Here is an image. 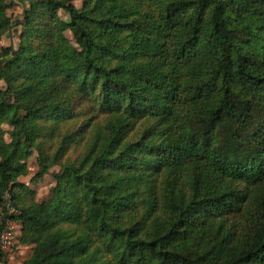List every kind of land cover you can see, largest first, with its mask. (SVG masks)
<instances>
[{
	"label": "trees",
	"instance_id": "1",
	"mask_svg": "<svg viewBox=\"0 0 264 264\" xmlns=\"http://www.w3.org/2000/svg\"><path fill=\"white\" fill-rule=\"evenodd\" d=\"M73 1L0 0L18 264H264V0Z\"/></svg>",
	"mask_w": 264,
	"mask_h": 264
},
{
	"label": "rangeland",
	"instance_id": "2",
	"mask_svg": "<svg viewBox=\"0 0 264 264\" xmlns=\"http://www.w3.org/2000/svg\"><path fill=\"white\" fill-rule=\"evenodd\" d=\"M7 3H10V6L7 10V14L10 17L13 23L20 21L22 9L27 5L26 0H7ZM73 3L80 7L82 0H74ZM59 14L62 19L66 20L67 16L63 11H59ZM19 31L20 27L12 25L11 28L1 37L0 39V49L2 47H12L16 48L19 43ZM66 36L72 40L71 33L66 31ZM3 86V83L0 81V88ZM5 129H8L7 126H4ZM77 151H74L71 156H75ZM29 173L25 177H20L19 180L28 184L30 188H33L35 191V198L37 201L47 200L51 194V188L54 185L53 173L59 170L58 166H54L48 170V172L41 178H34V174L37 171V166L35 162V154H33L29 161ZM31 254L30 246H19L16 245L12 253H8L5 258L0 259V264H18L29 257ZM2 261V262H1Z\"/></svg>",
	"mask_w": 264,
	"mask_h": 264
},
{
	"label": "built area",
	"instance_id": "3",
	"mask_svg": "<svg viewBox=\"0 0 264 264\" xmlns=\"http://www.w3.org/2000/svg\"><path fill=\"white\" fill-rule=\"evenodd\" d=\"M2 209H6L9 213L13 212V208L10 206V198L6 194L5 201L1 206ZM17 225L11 220H6L5 225L0 231V248L9 253L13 252L14 241L13 237L16 233Z\"/></svg>",
	"mask_w": 264,
	"mask_h": 264
}]
</instances>
